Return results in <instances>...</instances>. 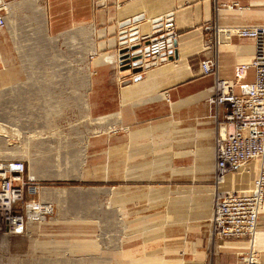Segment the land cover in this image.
Wrapping results in <instances>:
<instances>
[{
  "label": "crops",
  "instance_id": "crops-1",
  "mask_svg": "<svg viewBox=\"0 0 264 264\" xmlns=\"http://www.w3.org/2000/svg\"><path fill=\"white\" fill-rule=\"evenodd\" d=\"M1 1L8 23L0 28V86L16 84L29 42V52L52 53V84L75 95L70 114L93 119L85 129V175L115 190L108 194L117 202L115 222L103 228L118 231L121 261L240 264L251 244L212 233L214 200L217 191L248 193L264 161L251 160L214 181L217 140L233 126L226 109L210 100L217 78L233 81L237 66L253 60L255 41L233 33L209 46L207 26H263L264 0ZM167 15L174 20L177 57L136 73L124 70L123 31L137 27L148 35L153 21ZM135 17L144 19L121 28ZM214 56L217 74L205 75L201 62ZM254 78L251 68L245 81ZM26 117H20L24 124ZM252 247L264 264V206Z\"/></svg>",
  "mask_w": 264,
  "mask_h": 264
},
{
  "label": "rangeland",
  "instance_id": "rangeland-1",
  "mask_svg": "<svg viewBox=\"0 0 264 264\" xmlns=\"http://www.w3.org/2000/svg\"><path fill=\"white\" fill-rule=\"evenodd\" d=\"M29 46L23 48L25 62L20 75L15 73L16 84L0 86V115H11L0 116V160H25L56 209L51 219L32 223L21 234L1 230L0 264H124L118 231L103 228L115 222L117 202L108 195L112 189L85 175V129L93 119L70 114L75 95L68 86L52 84V53L38 55ZM24 116H29L25 124Z\"/></svg>",
  "mask_w": 264,
  "mask_h": 264
},
{
  "label": "built area",
  "instance_id": "built-area-1",
  "mask_svg": "<svg viewBox=\"0 0 264 264\" xmlns=\"http://www.w3.org/2000/svg\"><path fill=\"white\" fill-rule=\"evenodd\" d=\"M8 5L0 0V28L8 23ZM213 35L209 46L218 44L235 33L255 41V55L250 63L236 68V79H218L210 102L226 109V120L233 128L227 135L219 137L216 145V171L214 181L258 159L264 161V25L242 27L235 30L207 26ZM134 30L133 33H135ZM133 33H127L133 35ZM130 36V37H131ZM140 57L133 67L142 70L174 59L176 55V31L172 15L153 23L152 32L145 36L136 34ZM135 37V36H134ZM148 49V51H146ZM138 55V56H139ZM121 66H122V61ZM217 58L210 57L201 62L205 75L217 74ZM255 71L253 81H245L249 69ZM238 86V91L234 86ZM23 159L0 160V231L23 233L30 224L51 219L55 214L54 199L44 196L43 183L28 173ZM30 197L31 199H27ZM37 197V198H36ZM16 205H20L21 211ZM264 206V166L255 179L253 187L243 194L234 190L217 191L211 218L212 233L224 239H246L250 250L239 256L240 264H260L259 254L252 247Z\"/></svg>",
  "mask_w": 264,
  "mask_h": 264
},
{
  "label": "water",
  "instance_id": "water-1",
  "mask_svg": "<svg viewBox=\"0 0 264 264\" xmlns=\"http://www.w3.org/2000/svg\"><path fill=\"white\" fill-rule=\"evenodd\" d=\"M144 17H135L132 20H128V21H124L120 24L121 28L127 27L132 25L133 23H137L140 22L141 20H143ZM161 18H158L156 20L153 21V23H156L158 21H160ZM133 30H137V27L132 28ZM132 33V32H131ZM136 34H138V31H135V33H133V35L130 37V39H128V34L126 33V31H123L121 39H120V45L122 46V49L120 50V60L122 61V64L124 65V69H130L132 68V65H135V60L137 58V54H139L138 49H139V45L138 44H133L130 47L127 45L129 42H136L138 40V37L136 36ZM135 36V37H134ZM146 51H148V49H146ZM177 57V54L175 55L174 58ZM173 58H171L170 60H172ZM142 71L141 67H133V72H140Z\"/></svg>",
  "mask_w": 264,
  "mask_h": 264
},
{
  "label": "bare ground",
  "instance_id": "bare-ground-1",
  "mask_svg": "<svg viewBox=\"0 0 264 264\" xmlns=\"http://www.w3.org/2000/svg\"><path fill=\"white\" fill-rule=\"evenodd\" d=\"M0 131H1V130H0ZM2 132H4V130H3ZM0 133H1V132H0ZM2 134H3V133H1L0 136H1ZM3 135H4V134H3ZM4 141H5V140H4Z\"/></svg>",
  "mask_w": 264,
  "mask_h": 264
}]
</instances>
